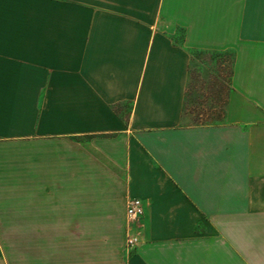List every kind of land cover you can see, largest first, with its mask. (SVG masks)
I'll return each instance as SVG.
<instances>
[{"label":"crops","instance_id":"crops-1","mask_svg":"<svg viewBox=\"0 0 264 264\" xmlns=\"http://www.w3.org/2000/svg\"><path fill=\"white\" fill-rule=\"evenodd\" d=\"M0 264H264V0H0Z\"/></svg>","mask_w":264,"mask_h":264},{"label":"rangeland","instance_id":"rangeland-1","mask_svg":"<svg viewBox=\"0 0 264 264\" xmlns=\"http://www.w3.org/2000/svg\"><path fill=\"white\" fill-rule=\"evenodd\" d=\"M196 58L202 65L193 71L194 81L190 88L186 113L196 124L212 123L219 120L224 111L226 93L230 89L227 83L230 81L233 59L231 52L197 53ZM202 73L208 74L209 79H203Z\"/></svg>","mask_w":264,"mask_h":264},{"label":"built area","instance_id":"built-area-1","mask_svg":"<svg viewBox=\"0 0 264 264\" xmlns=\"http://www.w3.org/2000/svg\"><path fill=\"white\" fill-rule=\"evenodd\" d=\"M144 215V205L140 199L132 198L127 203L126 218V250H136L142 243L140 236L141 219Z\"/></svg>","mask_w":264,"mask_h":264}]
</instances>
